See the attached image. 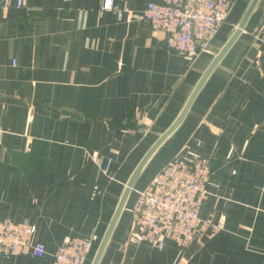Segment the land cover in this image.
<instances>
[{
  "label": "crops",
  "instance_id": "obj_1",
  "mask_svg": "<svg viewBox=\"0 0 264 264\" xmlns=\"http://www.w3.org/2000/svg\"><path fill=\"white\" fill-rule=\"evenodd\" d=\"M101 0H0V220L35 224L49 264L57 244L90 236V264L130 174L176 119L251 0H235L194 58L165 33ZM149 0H116L142 9ZM209 165L202 219L224 227L186 246L135 242L137 191L174 155ZM110 159L108 170L102 163ZM98 264H264V0L137 178Z\"/></svg>",
  "mask_w": 264,
  "mask_h": 264
},
{
  "label": "built area",
  "instance_id": "obj_2",
  "mask_svg": "<svg viewBox=\"0 0 264 264\" xmlns=\"http://www.w3.org/2000/svg\"><path fill=\"white\" fill-rule=\"evenodd\" d=\"M26 0H3L4 5H25ZM235 0H149L140 10L120 6L116 0H101V10L116 19L126 16L153 30L165 33L168 49L194 58L206 50L229 14ZM110 159L101 170L106 172ZM209 165L205 159L171 157L150 183L137 191L131 233L135 242L145 241L162 247L167 239L186 246L200 236L224 227V220L202 219L201 201L207 195ZM35 224L0 220V255L43 256V242L34 239ZM90 236H69L57 244L49 264H83L91 247Z\"/></svg>",
  "mask_w": 264,
  "mask_h": 264
},
{
  "label": "water",
  "instance_id": "obj_3",
  "mask_svg": "<svg viewBox=\"0 0 264 264\" xmlns=\"http://www.w3.org/2000/svg\"><path fill=\"white\" fill-rule=\"evenodd\" d=\"M258 0H251L248 4L244 14L242 15L239 23L227 39V41L224 43V45L220 48L218 53L214 56L206 70L202 73V76L200 77L197 85L194 87L192 93L190 94L189 98L187 99L186 103L184 104L182 110L176 117V119L171 123V125L161 134L159 137L153 142V144L149 147V149L144 153L142 158L139 160L138 164L130 174L128 180L126 181L123 191L121 193V196L117 202V205L114 209V212L109 220V223L106 226V229L102 235V238L99 241V244L95 250L94 256L92 258V261L90 264H98L100 257L102 255V252L106 246V243L110 237V234L117 223L120 214L122 210L124 209V206L127 202L128 196L139 177L140 173L142 172L144 166L148 162V160L151 158V156L154 154V152L160 147V145L167 139V137L174 131V129L179 125L181 120L183 119L184 115L186 114L193 98L195 97L196 93L198 92L200 86L208 76V74L211 72V70L218 64L224 53L228 50L230 45L234 42V40L238 37L241 30L244 28L252 10L254 9L256 3Z\"/></svg>",
  "mask_w": 264,
  "mask_h": 264
}]
</instances>
